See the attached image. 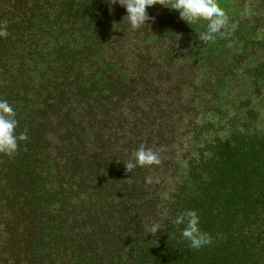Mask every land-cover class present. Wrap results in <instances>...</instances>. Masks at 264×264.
Segmentation results:
<instances>
[{
	"label": "trees",
	"instance_id": "1",
	"mask_svg": "<svg viewBox=\"0 0 264 264\" xmlns=\"http://www.w3.org/2000/svg\"><path fill=\"white\" fill-rule=\"evenodd\" d=\"M218 2L205 41L160 4L133 30L110 0H0V99L27 132L0 154V264H264V0ZM141 145L161 164L129 173ZM187 210L210 244L182 238Z\"/></svg>",
	"mask_w": 264,
	"mask_h": 264
},
{
	"label": "clouds",
	"instance_id": "2",
	"mask_svg": "<svg viewBox=\"0 0 264 264\" xmlns=\"http://www.w3.org/2000/svg\"><path fill=\"white\" fill-rule=\"evenodd\" d=\"M111 4L119 3L126 9L127 15L124 20L128 21L131 29L136 30L148 24V8L160 4L165 8L179 12L180 18L189 25L207 20L206 31L201 33V38L205 41H214L216 34L223 35V30L228 25V16L220 6L218 0H110ZM14 108L7 100L0 99V154L13 156L19 149V142L27 140V132L16 133L18 120L15 118ZM161 164V159L156 151L141 145L126 164V171L132 173L136 167H145ZM147 182H153L149 177ZM164 214H167L165 210ZM173 223L177 226L184 225L181 236L189 242L192 249H199L210 244L212 238L209 234L200 230V217L195 210H187L179 214ZM165 227L159 221L153 223L149 234H157L158 229Z\"/></svg>",
	"mask_w": 264,
	"mask_h": 264
}]
</instances>
